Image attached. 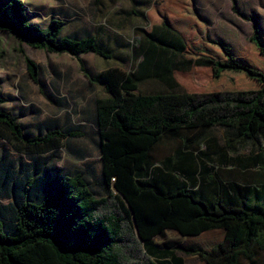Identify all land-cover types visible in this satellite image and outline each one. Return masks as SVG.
<instances>
[{
    "label": "trees",
    "instance_id": "obj_1",
    "mask_svg": "<svg viewBox=\"0 0 264 264\" xmlns=\"http://www.w3.org/2000/svg\"><path fill=\"white\" fill-rule=\"evenodd\" d=\"M134 5L131 15H138ZM232 9L254 24L249 46L238 55L208 36L193 0L153 7L146 19L177 35L181 52L195 60L205 78L200 86L185 88L178 74L184 71H173L170 81L183 90L144 95L137 93L142 81L135 72L110 67L95 77L87 71L82 55L113 59L94 36H62L65 23L60 20L41 29L30 23L21 0H3L1 33L37 50L70 55L89 83L103 88L106 97L95 103V124L108 193L96 197L81 173L13 182L12 217L0 206V264H189L178 253L197 256L205 264H254L257 251H264V204L228 206L218 193L209 205L189 187L166 192L157 180L142 179L148 175L152 150L164 137L224 128L225 147L231 152L264 140V66L251 61L258 56L264 63V34L255 15L244 16L235 4ZM148 38L154 39L151 34ZM25 61L30 78L39 83L38 66ZM4 104L0 92V140L18 150L52 152L67 136H81L53 129L27 139ZM214 229L224 230L225 237L211 250L155 242L166 231L187 238Z\"/></svg>",
    "mask_w": 264,
    "mask_h": 264
},
{
    "label": "rangeland",
    "instance_id": "obj_2",
    "mask_svg": "<svg viewBox=\"0 0 264 264\" xmlns=\"http://www.w3.org/2000/svg\"><path fill=\"white\" fill-rule=\"evenodd\" d=\"M28 20L41 29L48 27L51 20L65 23L62 36L83 38L87 33L96 35L109 49L113 59L106 60L94 54H85L81 60L87 71L97 77L110 67H119L126 72H135L140 76L138 40L142 35L135 34L131 38V28L142 26V20L128 16L133 8L142 12L153 0H21ZM262 0H242L246 9H252ZM155 0L146 14L153 7H166L168 0L159 4ZM3 0H0V6ZM242 18V17H241ZM244 19V18H243ZM148 25H152L147 20ZM264 32V25L262 26ZM245 51V48L241 51ZM132 53L134 54L131 58ZM25 58L31 59L39 68V83L30 78ZM252 63L264 66L260 57H253ZM184 87L200 86L205 74L194 69L179 72ZM166 80H145L139 85L137 93L151 94L157 92H179ZM0 92L5 99L3 110L10 113L21 125L25 138H33L46 132L59 129L65 135L80 133V137L67 136L60 143L58 150L28 154L18 150L5 139L0 140V206L12 217L13 193L15 181L24 183L29 177L48 176L58 173L70 176L81 173L96 197H104L108 193L101 172L100 140L94 119V103L106 97L99 84H90L80 70L78 61L68 54H50L29 47L18 37L10 33L0 32ZM199 132H185L182 138L189 140ZM194 145L199 153L204 150L202 140ZM182 141L165 140L159 143L152 153L154 161L172 155L180 147ZM261 152L264 140L261 141ZM250 151V146L245 148ZM7 173L8 184L3 185ZM161 245L167 244L177 248H199L207 244L206 239H184L172 231H167L156 239ZM189 264H203L197 256H186L178 253ZM241 264H251L242 261ZM254 264H264V251H257Z\"/></svg>",
    "mask_w": 264,
    "mask_h": 264
},
{
    "label": "crops",
    "instance_id": "obj_3",
    "mask_svg": "<svg viewBox=\"0 0 264 264\" xmlns=\"http://www.w3.org/2000/svg\"><path fill=\"white\" fill-rule=\"evenodd\" d=\"M154 1L149 3L142 12L137 11L138 15H131V11L127 13L128 16L141 19L143 23L142 26L137 25L131 28L132 39L135 38V34L142 35V39L138 40V57L140 59L138 72L140 76L136 75L142 82L150 79L166 80L175 87L170 81L171 72L189 71L194 68L199 71V68L195 66V60L183 55L181 52L182 43L177 35L147 24L146 12L154 5ZM241 1L193 0L199 22L204 24L208 36L212 40L221 41L228 45L235 55L249 46L254 24L234 13L233 4L244 16L255 15L261 32L264 34L262 29L264 25V0L254 5L252 9H246ZM164 2L165 0H160L159 4ZM149 34L154 39L148 38ZM86 36H94L98 44L109 51L96 35L87 33L84 37ZM133 56L132 53L131 58ZM205 72H209V70L206 69ZM151 94H159V92ZM95 103L94 119H96ZM197 132L199 131L195 133ZM226 134H228V130L224 128H212L202 134L199 132V135L189 140L182 138V136L164 137L159 143L165 140H179L182 141V144L174 150L172 155L154 161L152 153L158 143L151 152V166L148 175L142 179L157 180L166 192L181 187H189L198 198L209 205L213 204L218 193L221 194L223 202L228 206L241 207L245 203L264 204V150L258 151L260 144H247L237 151L231 152L225 147ZM199 140H202L201 145H205L204 150L202 149L198 153L194 145L197 143L199 145ZM247 146H250V151L245 150ZM224 237V230L214 229L199 236L182 238L206 239L207 244L198 249L211 250L214 246L222 243ZM156 244L161 245L157 242ZM203 264L205 263L203 262Z\"/></svg>",
    "mask_w": 264,
    "mask_h": 264
}]
</instances>
